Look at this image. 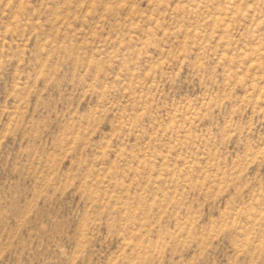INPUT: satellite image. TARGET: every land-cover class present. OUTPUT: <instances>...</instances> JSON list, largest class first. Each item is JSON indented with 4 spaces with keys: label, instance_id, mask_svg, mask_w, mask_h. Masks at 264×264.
Returning a JSON list of instances; mask_svg holds the SVG:
<instances>
[{
    "label": "rangeland",
    "instance_id": "rangeland-1",
    "mask_svg": "<svg viewBox=\"0 0 264 264\" xmlns=\"http://www.w3.org/2000/svg\"><path fill=\"white\" fill-rule=\"evenodd\" d=\"M0 264H264V0H0Z\"/></svg>",
    "mask_w": 264,
    "mask_h": 264
}]
</instances>
